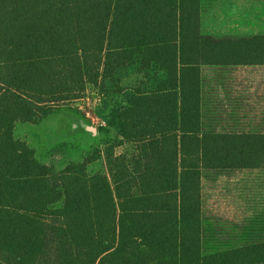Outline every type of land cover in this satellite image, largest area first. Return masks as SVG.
Here are the masks:
<instances>
[{
    "label": "trees",
    "instance_id": "16d2710c",
    "mask_svg": "<svg viewBox=\"0 0 264 264\" xmlns=\"http://www.w3.org/2000/svg\"><path fill=\"white\" fill-rule=\"evenodd\" d=\"M138 62L157 82L119 110L112 177L15 136ZM228 64H264V33L203 34L201 0H0V264H264L203 252V170L264 168V134L202 131L201 66Z\"/></svg>",
    "mask_w": 264,
    "mask_h": 264
},
{
    "label": "rangeland",
    "instance_id": "374dc122",
    "mask_svg": "<svg viewBox=\"0 0 264 264\" xmlns=\"http://www.w3.org/2000/svg\"><path fill=\"white\" fill-rule=\"evenodd\" d=\"M225 21L231 23L234 20ZM240 21L244 23L239 22L236 27L231 23V28L224 25L219 29L212 20L203 30L232 37L262 33L250 24V20ZM137 64L144 72L143 82L146 64ZM119 70L111 78L89 83L81 98L40 123L19 122L15 136L27 140L36 150L37 157L57 170L72 161H84L89 156L86 155L97 148L102 157L99 161H89V172H105L112 177L116 157L123 147H132L121 143L116 131L119 110L129 104L136 86L134 76L140 74L134 65ZM126 72L129 77H125ZM110 131L111 136L105 135ZM202 179L203 252L220 253L264 242V168L205 169ZM139 203V200L132 201V204ZM52 255L50 250L46 257Z\"/></svg>",
    "mask_w": 264,
    "mask_h": 264
},
{
    "label": "crops",
    "instance_id": "0c3cea01",
    "mask_svg": "<svg viewBox=\"0 0 264 264\" xmlns=\"http://www.w3.org/2000/svg\"><path fill=\"white\" fill-rule=\"evenodd\" d=\"M244 18L250 20V24L256 30L264 33V0H201V31L205 35L218 36L208 29L203 30L212 20L219 29H222L224 25L231 28V23L232 27H236L239 22L244 23L240 21ZM228 19L234 21L231 23L225 21ZM134 66L143 72L138 64ZM140 71V74L134 76L136 86H140L144 78V72L141 76ZM128 75L126 72L125 77H129ZM139 77L141 78L138 79ZM200 81L204 133L264 134V64L203 65ZM143 82H146V86L155 87L157 82L155 71L147 70ZM119 130L118 127L116 132L120 142L125 146L132 145L130 149L123 147L119 155L131 152L136 144L127 142ZM107 134L111 136L112 132H106L105 135ZM88 155L90 153L86 156ZM204 171L205 169L203 173ZM203 186L202 179V189Z\"/></svg>",
    "mask_w": 264,
    "mask_h": 264
},
{
    "label": "built area",
    "instance_id": "2783aa9c",
    "mask_svg": "<svg viewBox=\"0 0 264 264\" xmlns=\"http://www.w3.org/2000/svg\"><path fill=\"white\" fill-rule=\"evenodd\" d=\"M104 125H106V122H104Z\"/></svg>",
    "mask_w": 264,
    "mask_h": 264
}]
</instances>
